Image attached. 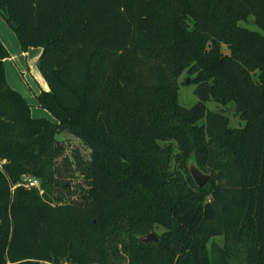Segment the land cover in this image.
Returning <instances> with one entry per match:
<instances>
[{
	"label": "trees",
	"instance_id": "16d2710c",
	"mask_svg": "<svg viewBox=\"0 0 264 264\" xmlns=\"http://www.w3.org/2000/svg\"><path fill=\"white\" fill-rule=\"evenodd\" d=\"M0 15L22 51L40 47L36 100L54 118L7 83L0 40V264H211L216 236L217 264H264V0H0ZM249 15L258 29L239 24ZM208 97L233 101L244 124ZM62 129L88 158L63 153ZM172 157L208 179L182 177ZM155 225L156 242L138 239Z\"/></svg>",
	"mask_w": 264,
	"mask_h": 264
},
{
	"label": "rangeland",
	"instance_id": "374dc122",
	"mask_svg": "<svg viewBox=\"0 0 264 264\" xmlns=\"http://www.w3.org/2000/svg\"><path fill=\"white\" fill-rule=\"evenodd\" d=\"M0 37L2 38L8 56L5 57L3 66L5 71V76L7 82L19 91L28 101L30 107V113L32 116H43L50 119H54L50 113L43 107H41L36 100V94L42 88L38 81L36 80V73H37V66H36V59L38 56V52L40 51V47H30L27 48L24 53L16 40L15 35L13 34L12 30L7 26L4 22L3 18L0 15ZM239 24L258 29L257 25L253 22V16L249 15L245 20H239ZM221 50L224 52H228L229 49L225 45V43H221ZM39 73V72H38ZM193 74H187L185 71H182L178 78H177V101L183 106H190L196 99V95L193 93V83L188 82V77H192ZM43 89V88H42ZM204 104L207 109H212L215 111H219L224 113L229 118V125L232 126H242L244 124V120L241 119L235 109V104L233 101H228L227 103H221L219 101H215L211 97H208L204 101ZM202 122V119L198 120L196 123L199 124ZM56 138L62 143L64 150L63 153L67 156H71V152L73 149H77L79 153L85 159L88 158L89 148L88 146L77 136L72 134L67 130H59L55 134ZM159 144H171L172 152L177 151V147L174 145L173 142L165 140V141H157ZM60 157H57V162H59ZM191 158L187 160L181 161L179 159H175L174 157L170 158L169 160V168L171 170H176L180 175L183 177L186 173H188L187 167L190 164ZM63 181L61 184H65L68 186V190H71L74 187L75 181H78V178L73 175L72 177H62ZM58 188V187H57ZM41 191H39L40 193ZM56 193H61L62 197L65 198L66 201H70L73 199L72 197H68V194L65 193L62 189H58L55 191ZM153 231H149L148 233L152 232L155 236L162 231V228L158 225L153 226ZM141 234L139 236H142ZM138 236V237H139ZM214 242L217 246L221 247L224 244V237L216 236L210 239L207 244V252H208V259L210 260L211 264H217L214 255L217 252H213L214 255L212 256L210 252V244ZM217 250V248H216ZM219 259L222 257L221 253L217 255ZM46 264V263H45ZM231 264V263H230ZM237 264V263H232Z\"/></svg>",
	"mask_w": 264,
	"mask_h": 264
},
{
	"label": "water",
	"instance_id": "95a60500",
	"mask_svg": "<svg viewBox=\"0 0 264 264\" xmlns=\"http://www.w3.org/2000/svg\"><path fill=\"white\" fill-rule=\"evenodd\" d=\"M189 162H190V164H188V167H187L189 175L191 176V178L193 179V181L196 185H198V186L202 185L208 179L209 174L201 171L195 165V163L193 162L192 159ZM138 239L142 242L150 241V240L153 242L157 241L156 236L152 232L146 233L142 236H139Z\"/></svg>",
	"mask_w": 264,
	"mask_h": 264
},
{
	"label": "built area",
	"instance_id": "2783aa9c",
	"mask_svg": "<svg viewBox=\"0 0 264 264\" xmlns=\"http://www.w3.org/2000/svg\"><path fill=\"white\" fill-rule=\"evenodd\" d=\"M20 183L25 187L33 186L36 187L38 191H41V189L39 188V179L35 176L23 175Z\"/></svg>",
	"mask_w": 264,
	"mask_h": 264
},
{
	"label": "crops",
	"instance_id": "0c3cea01",
	"mask_svg": "<svg viewBox=\"0 0 264 264\" xmlns=\"http://www.w3.org/2000/svg\"><path fill=\"white\" fill-rule=\"evenodd\" d=\"M2 17V16H1ZM4 20V19H3ZM5 22V21H4ZM6 23V22H5ZM0 24H1V21H0ZM1 26V25H0ZM8 26V25H7ZM14 34V33H13ZM0 40H1V42L4 44V42H3V40H2V38L0 37ZM17 40V39H16ZM4 46H5V44H4ZM5 48H6V46H5ZM30 48V47H29ZM7 50V49H6ZM24 53H26L25 51H23ZM38 54H39V52H38ZM4 59H5V57L3 58V62H4ZM4 73H5V71H4ZM5 78H6V76H5ZM36 80L38 81V83L40 84V86L44 89V90H46L47 89V85H46V83H45V81L43 80V78L41 77V75L38 73V71H37V73H36ZM7 81V80H6ZM8 83V82H7ZM9 84V83H8ZM10 85V84H9ZM12 87V86H11ZM13 88V87H12ZM41 88V89H42ZM15 89V88H14ZM40 89V90H41ZM20 93V92H19ZM21 94V93H20ZM22 95V94H21ZM23 96V95H22ZM24 97V96H23ZM25 98V97H24ZM25 100H26V98H25ZM27 101V100H26ZM27 103H28V101H27ZM38 103V102H37ZM29 104V103H28ZM29 110H30V107H29ZM31 114V113H30ZM34 117H39V116H34Z\"/></svg>",
	"mask_w": 264,
	"mask_h": 264
}]
</instances>
